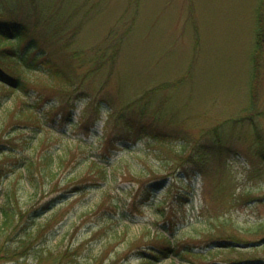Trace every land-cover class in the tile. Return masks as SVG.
<instances>
[{"label": "rangeland", "instance_id": "1", "mask_svg": "<svg viewBox=\"0 0 264 264\" xmlns=\"http://www.w3.org/2000/svg\"><path fill=\"white\" fill-rule=\"evenodd\" d=\"M53 1L75 14V46L81 52L93 51L81 55L77 64L88 55L89 63L93 61L97 48L111 46L106 55L115 49L117 55L113 66L108 63L91 72L85 81L88 94L92 98L97 95L93 104L88 105L82 97L71 119L63 121L59 115L48 123L54 150L61 154L72 144L77 153L74 165L61 176L62 184L85 173L91 178L81 194L71 190L73 185L66 190V185L60 187L55 195L62 193L63 197L49 209L41 206L51 196L33 197L27 181L18 182L23 214L16 215V241L12 243L27 236L29 248L5 257L0 264H92L107 246L102 264L111 259L115 264H145L142 253L132 252L129 245L148 228L165 230L176 242L191 244L196 251L208 252L218 237L244 240L237 251L208 253L204 264H241L235 260L242 258V264H256L245 260L255 257L264 264V230L259 231L264 226V162L256 157L257 149L264 148V85L259 86L255 108L250 110L260 0L38 3L48 10ZM100 95L111 97L112 105L103 101L96 107ZM74 96L70 93L68 100ZM132 101H136L134 111H123V105ZM142 108L148 111L143 118L152 119L151 127L169 132L184 129L199 145L210 144L219 136L223 149L209 159L207 171L170 177L136 207L133 202L139 182L133 175L146 169L147 163L162 165L156 155L164 146L143 133L135 134L133 141L119 139L126 130H136L116 113L120 110L139 116ZM172 144L179 147L181 141ZM208 158L206 155V161ZM91 159L116 167L117 180L93 183L97 172L90 166ZM13 176L11 173L0 180V203L7 202ZM105 190L122 198L126 206L95 213L93 208ZM142 197L139 192L137 201ZM124 209H128L127 216ZM154 248L146 246L149 251L144 255H150ZM186 262L185 258L168 256L161 257L158 264Z\"/></svg>", "mask_w": 264, "mask_h": 264}, {"label": "trees", "instance_id": "2", "mask_svg": "<svg viewBox=\"0 0 264 264\" xmlns=\"http://www.w3.org/2000/svg\"><path fill=\"white\" fill-rule=\"evenodd\" d=\"M38 1L40 0H0V180L11 173L14 175V184L12 183L6 192L7 202L0 203V262L5 257L25 253L29 248L27 236H22L16 244L12 243L16 241L13 240L16 234V215L23 214L19 204L18 182L26 180L32 188L28 192L33 197L44 199L51 196L41 206L42 209H49L63 197V189L60 190L61 194L55 195L60 187L64 188L63 185H66V190L73 185L71 190L81 194L85 183L91 178V175L89 178V174L85 173L77 179L71 178L72 181L67 184H62L61 176L74 165L77 153L73 151L72 144H67V149L61 154L54 150L48 134L51 131L48 123L55 121L59 115L63 121L71 119L76 103L82 97L87 98L88 105L93 104L97 95L92 98L88 94L85 81L91 72H97L108 63L113 66L117 55V49L106 55L111 46L97 48L96 58L93 57L91 64L89 55V58H84L83 63L77 64L81 55L89 54L90 51L81 52L75 46L73 32L77 33L78 29L76 22L72 21L75 14L66 8L64 10L58 1L50 2L48 10ZM259 3L253 51L251 111L255 108L257 90L259 86L264 85V0ZM70 93L75 95L71 101L68 100ZM104 95L99 96L101 98L96 107L103 101L112 105L111 97ZM135 102L123 105V111L125 108L134 111ZM123 111L119 110L116 114L136 131L126 130L120 134L119 139L133 141L135 134L143 133L149 134L164 146L156 155L161 158L162 165L147 163L146 169L133 175L139 182L138 194L143 193L139 202L138 194L136 195L133 202L136 207H141L149 200L154 188L165 185L170 177L179 178L183 174L191 176L201 169L207 171L209 159L214 155L219 156L223 149L219 136L212 139L210 144H205L206 146L195 144L192 134L184 129L169 132L163 127H151L152 119L143 118L148 112L145 108H142L139 116L133 112L126 115ZM115 112L117 111L112 113ZM40 132L42 134H39ZM171 141H181V145L178 147ZM206 155L209 157L207 161ZM256 157L264 162L263 146L257 149ZM100 159L90 160L91 168L97 172V177H92L93 183H99L98 179L105 182L117 180V168L101 163ZM105 159L109 161L110 157L106 156ZM103 193V199L101 198L93 208L95 213L121 210L126 206L122 198L112 196L108 190ZM36 209L39 208L35 207L34 210ZM123 211L127 216L128 209ZM263 230L264 226H261L259 231ZM96 234L97 232L94 236ZM28 236L30 237V234ZM217 239V242H213V250L196 251L195 246L191 244L184 246L176 242L165 230L148 228L134 239L129 247L132 252L142 253L141 260L145 264H158L161 257L168 256L185 258L188 260L185 264H204L209 260L208 253L212 252L214 255L215 252L218 254L226 250L237 251L243 247L241 243L244 240L240 238L230 236ZM148 245L155 247L149 253L151 256L144 255L149 251L146 249ZM108 250V246L105 247L100 257L93 258L92 264H102L106 260ZM199 259L201 262H198ZM245 260L263 264L256 257ZM235 261L242 264L244 259ZM107 264H115V260L111 259Z\"/></svg>", "mask_w": 264, "mask_h": 264}]
</instances>
